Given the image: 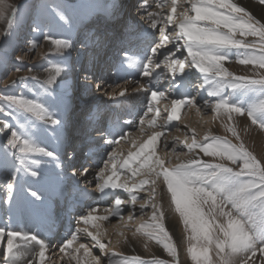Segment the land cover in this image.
Listing matches in <instances>:
<instances>
[{"label": "snow or ice", "instance_id": "obj_1", "mask_svg": "<svg viewBox=\"0 0 264 264\" xmlns=\"http://www.w3.org/2000/svg\"><path fill=\"white\" fill-rule=\"evenodd\" d=\"M258 2L264 6V0ZM152 7L149 0H135L126 13L127 20L122 18V9L115 2L106 7L104 14L121 23L122 29L114 31L107 44H102L95 34L86 36L82 47H95L96 54L89 67L82 66L79 70L82 73L80 80L68 82L58 77L70 68L69 55L75 42L70 35H54V29L63 28L65 33H70L77 21L83 23L94 14L95 6L82 3L69 9L58 0H38L31 4H9L7 0H0V21L6 25L0 32V73H8L10 60L14 59L16 65L24 64L22 56L12 54L19 48L15 34L26 21H30L32 33V38H26L27 50L36 49L42 38L55 46L58 57L57 63L43 69L47 73L45 80L19 76L4 85L5 89L14 88L37 80L41 84L42 97H36L34 93V98L30 99L23 92L0 95V137H3L0 176L5 181L0 213L8 217L9 223L21 214H29L38 222L46 223L53 219L61 201L65 204L64 210L71 213L73 205L66 194L70 186L78 191L75 199L78 205L81 198L91 195L87 186L94 180L99 193L114 195L115 199L112 207L105 210L107 215H95L96 208H90L73 217L74 230L69 222V236L59 247V251L68 257L69 264L72 261L75 264H104L106 258L115 255L108 251L111 240L106 243L101 239L107 234L106 230L101 232L96 224L92 225L96 231L80 225L119 217L124 227H131L128 221L134 219L138 198L141 201L139 212L143 215L150 207L151 214L132 236L142 232L149 240L162 245L171 260L132 256L120 264H180L177 242L165 227V213L155 201L159 189L170 198L169 207L183 223L187 233L186 253L192 264H236L237 258L239 264H255L257 253L260 264H264V158L258 159L245 146L236 128L225 125L238 143L211 133H206L203 141L198 142L195 129H189L193 138L191 143H186L188 150L199 148L212 160L196 158L170 165V160L157 152L167 126L180 120L185 105L200 111L197 102L200 89L211 98L203 100V107L211 109L216 116L221 110L228 114L229 121L233 120V114L246 116L253 125L264 130V72L259 71L264 70V22L234 0H155L159 11L150 10ZM113 43L121 46L120 67H139L142 76L148 78L147 84L132 81L138 87L129 92L127 80L124 87L112 88L97 75V58L102 52L106 54V48ZM137 43L146 46L143 58L129 54L127 45ZM232 60L251 65L254 74L237 75L229 71L225 62ZM161 66L167 77L165 72L153 77L155 69ZM33 67L29 65L28 71L31 72ZM14 70L19 73L21 67ZM195 70L202 74L203 84L195 90L196 95H192L188 74ZM165 78L171 85L167 91L162 90L159 83ZM77 83L86 91L95 89L123 108H127L135 95L143 92L149 97L146 110L139 116L138 124L132 119L122 120L116 116L104 126L93 117L81 130L82 135L75 136L66 113L70 110L69 101ZM169 93L180 98H172L170 105H165L166 117L159 125L161 130L148 134L145 124L150 128L157 127L161 115L157 105L161 98H169ZM150 113L151 118H148ZM130 126L136 127L138 134L130 131ZM49 134L55 140L52 150L41 146L43 137ZM172 139L179 142L177 137ZM121 142L130 145L126 154L120 148ZM94 146L111 148V151L106 152L103 167L95 173L93 180H89L90 167L77 166L74 161L80 154L87 155L85 150ZM163 147H168L167 139ZM172 148L175 150V143ZM125 173H128L127 178L121 182V175ZM116 189L127 193L128 199L122 200L121 194L114 191ZM145 191L147 197L139 196ZM125 205L128 206L127 219L122 214ZM82 232L90 238L92 247L77 243ZM119 235L123 241L117 240V244L129 242L123 232ZM5 237L2 264H33L36 256L39 257L37 264H45L48 245L38 233H23L0 226V242ZM30 242L39 249L32 259H28ZM93 248L100 254L93 255ZM108 264H113L111 259Z\"/></svg>", "mask_w": 264, "mask_h": 264}, {"label": "rangeland", "instance_id": "obj_2", "mask_svg": "<svg viewBox=\"0 0 264 264\" xmlns=\"http://www.w3.org/2000/svg\"><path fill=\"white\" fill-rule=\"evenodd\" d=\"M254 1L258 2V0H254ZM21 2L31 4V3L38 2V0H7V3H9V4H17V3H21ZM58 2L65 4L66 6H68L69 9L77 8L82 3L90 4V5L95 6V8H96V11L94 12V14H97L99 11V9L96 7V5L94 3V0H58ZM234 2H237V3L241 4V6L246 7L240 0H234ZM109 3H111V2H109ZM247 9L249 11H251L253 13V15H255L258 19H262V22H264V18L258 16V13H256L254 10H250L249 8H247ZM179 11H180V9H178V12ZM190 14H192V13H190ZM88 20L90 21L89 18H88ZM58 23H62V22H58ZM79 23L80 22L77 21L74 24L70 33H65V30L63 28L54 29V35L62 36L64 34H67V35H70L71 38L73 39V41L75 42L74 47L70 50V55H69L70 68L65 70V71L69 72V76L71 79L70 82L78 81L76 76H74V75H76V73H74V70H75V67L78 64V60H79L78 59L79 47L82 46V43L84 41V40H82V43L80 41L77 42V40L80 38V35L77 34V30H76V27H77V25H79ZM29 24H30V21H26L25 24L20 29L17 30V32L15 34V36L17 38L15 40V43L19 44V48L17 49V51L15 53L12 54L13 56H16V55L22 56L24 59V64L23 65H16L14 59L10 60L8 73L6 75L3 73H0V95L16 94V93L23 92L30 99L34 98L33 97L34 93H35L36 97H42L43 91L41 89V84L38 83L37 80H29L26 84L19 85V86L14 87V88L5 89L4 85L10 84V82L12 80L16 79L19 76H34L39 81H43L47 77V73L44 76V73H43L44 70L43 69L50 67V65L57 63V61H58L57 54L55 53V46L51 45L50 42H48V41H44L42 38H40V40L38 42V47L36 49H34L33 51H30V52L27 50L26 38L27 39L32 38V33H31L30 28H29ZM5 27H6L5 23L3 21H0V32L4 31ZM248 39H252V37H248ZM169 47H170V45H169ZM85 48H87V47H85ZM25 53H27V54H25ZM80 58L82 59V57H80ZM29 65L34 66L33 70L31 72L28 71ZM15 67H21V71L19 73H17L14 70ZM225 67L229 71L234 72L237 75L254 74L253 67L251 65H247V66L241 65V64L235 62V60L225 62ZM160 69H161L160 72H165V74L168 75L166 73V70L163 68V66ZM185 71L187 73L188 69L186 68ZM259 71L264 72V70H259ZM42 74H43V76H42ZM138 74H139V77L142 79V82H143L146 77L142 76V69H141L140 73H138ZM135 77H137V75H135ZM110 78L116 79L115 75L110 76ZM189 78H191V77H189ZM201 79L203 80V77ZM147 80L145 82L148 83ZM195 80L196 79H194V80L192 79L190 81V79H189V81H188L189 85L193 89L192 95H196L195 90L199 89V87H197L195 84H198V83L203 84V81L199 82V81H197L198 80L197 79L196 80L197 82H195ZM165 82L169 83L170 81L167 78L162 80V82L160 83L162 85V90L165 89L164 84H163ZM77 84H75L73 90L76 89ZM120 86H121V84H120ZM129 86H131V85H129ZM78 87H79V85L77 86V90H78ZM29 89H31V91H29ZM132 89H134V88H129V91L131 92ZM84 92H85L84 90H81L80 93L84 94ZM201 92H202V90L200 89V95L205 94L206 95L205 99H211L208 96L207 92H205V93H203V92L201 93ZM77 93H78V91H77ZM98 97H100V96H98ZM148 98H147V101H148ZM172 98L173 97L169 95V98H167V99L161 98L159 100V103L157 106L160 108H163V110L161 111V114L164 118L166 117V113L164 112V107H165V105H170V99H172ZM203 100H204V97H203V99H199L197 101L198 105L200 106L199 112H197L195 107H191L188 105L184 106V108L182 109V112L180 114L181 118L178 122V125L176 127L172 128L170 130V132L164 134V136L161 138V141L159 143L160 145L158 144V146H157V152L160 156L169 159L170 165L178 164L181 162H187V160L193 159L195 156H196V158H202L205 160H212L213 159L212 157L204 156V154L199 150V148H194L192 151L188 150V148L186 147V143H191L192 138H193V135L189 131V129H195V139L198 142L203 141V138H204L206 133H211L212 135H218L221 137H226L227 139H229L233 143H238L236 138L233 137L232 134L226 130L225 125H230V126H234L236 128V131L238 132L239 136L243 140L245 146L250 151H252L257 156L258 159L264 158V130H261L258 127V125H253L251 123V121L246 116H238L236 114H233V120L229 121L228 120V114L224 110H221L220 114L218 116H216V114H214L211 111V109L203 107ZM147 101H146V104L148 103ZM102 102L106 103V105L110 103V101L105 96H103ZM131 103L133 104L132 107H134V108H136L137 107L136 105H138V103L134 102V100H132ZM77 107L78 106L76 105V108ZM90 107H91V105H90ZM92 107H93V105H92ZM104 113H105V115L107 114V112H104ZM151 115H152V113L149 114L148 118H151ZM214 116H216L215 119H214ZM123 118H124V116L121 119H123ZM218 122H220V124L223 125L224 128H221L219 126ZM158 125L159 124L157 123L156 128H150L147 124H145V126H144L145 131L148 134H151L152 131H159L160 128H158ZM180 125H184V127H186V128H183V127L178 128ZM189 127H191V128H189ZM134 132H136V134H138L137 128H134ZM169 137H177L178 138L179 142H176V141L174 142L175 143V150H173V148H172L173 143L168 144L167 148H162L163 147V144H162L163 140H165L166 138L169 139ZM143 138H146V136ZM2 142H3V137H0V143H2ZM121 144H122V142H121ZM41 146H45L48 149L50 146L55 147V142H54V140L50 134L43 137V143ZM129 147H130V145L128 143H124V144L120 145V148H122L125 151V154H126L127 149ZM108 151H111V148L108 149ZM94 155H97V152ZM95 158H100V159H98L99 162L97 164H95V166L89 165L90 168L94 167L93 168L94 171H92L91 180H93V176L99 170V168L103 167L104 161L107 159L106 154L104 156H102V158H101V156H95ZM217 162H220V161L217 160ZM224 162L229 163L227 161H224ZM127 175H128V173L121 175V182H123L127 178ZM136 179H139V177H137ZM4 183H5V181H4L3 177L0 176V198H2L4 195V191H3ZM93 184H95L94 180H93V183L90 185H93ZM90 185L87 186L89 190L93 189V186H90ZM95 187H96V185H95ZM147 187L148 186H146V188ZM114 191L118 194H121L122 200L128 199V194L122 192V190L116 189ZM147 195H148L147 191L139 193V196H141V197H147ZM112 196L113 195H110V204H113V201H114L113 198L115 199V196H113V197ZM155 201L160 204L162 210L165 213V220H164L165 227L168 229V231L172 235L173 240L177 242V246L179 249L180 264H192L190 257L187 256V253H186L187 233L184 230V226H183L182 221L179 220L178 214L174 212L173 208L169 207L170 198L164 196V194L162 192H160V190L158 189L156 197H155ZM140 202L141 201L138 198L137 205H136L137 211H136L135 216H134V219H138L137 223L139 221L140 222L142 221V223L145 221H148L150 218V214H151V208L150 207L144 212L143 215L139 212L138 207H139ZM61 205H62V207L65 208L64 202ZM126 206H122V207L126 209ZM80 208H83V207L77 206L76 207L77 211L74 209L73 213H75V214H72V215L76 216L81 211ZM58 209H59V205L56 207L55 212H57ZM124 214L127 217L128 216V210H125ZM72 219H73V217H72ZM134 219L131 221H128V222L133 223ZM7 220H8V218L6 216H4L2 213H0V226L5 225V227L8 228L9 230H17V229H15V227L12 226L13 221L11 223H7ZM57 224H58V225H56L57 228L55 227V229L59 230V231L54 230V233L51 235V238H50V241L52 242V249H55L57 246H60L62 244L61 241H57L58 239L64 241L65 238L69 236V228L67 231L68 235L66 234L65 238L63 236H60L63 234L62 233L63 231H61V230H64V228H66V224H67L66 217L63 216L62 218L58 219ZM93 224H96V225L99 224L100 226H102V227H100L101 232H104L106 230L107 234L102 236V238H101L102 240H104L106 243L108 242V240H111V244L108 245V251L110 254L114 252L115 255H110L109 258L104 260L105 262H107L109 259H111L113 264H120V262L124 261L125 258L132 257V256H140L146 260L151 259L153 257H158V258L163 259L165 261L171 260V257H169L168 254L164 251L162 245L158 244L155 240H149L146 236L143 235L142 232H140L138 234H140L141 237L146 238L147 244L148 245L150 244V247L151 248L153 247V250L149 251L148 249L144 248L145 251L143 249H141L139 253L128 252L126 250H122V251L117 250L116 248L118 246H120V249H121V247H123L124 243L123 242H121L119 244L116 243V240H119V239L121 241H123V238L119 234L114 233L115 234L114 235L112 233L115 230L117 231V229H118L117 227H115L116 224L115 225L112 224L113 228H112V231L110 230L111 233L109 231H107V228L109 226H105V228L103 229L104 226L102 225L101 220L99 222L95 221ZM36 225H37L36 227L39 228V222L37 220H36ZM71 227L73 230L75 229V227H76L75 220H72ZM80 227L81 228L88 227L91 231L97 230L96 228L92 227L91 224H87V225L82 224V225H80ZM137 227L135 226V224H134V226H131L130 230H129L130 231L129 235H127V233H126L125 236H128V239H130L132 236V232L135 231V229ZM40 229L43 230V228H40ZM79 238H81V240H79L80 243H86L89 245V247H92V243L90 242V238H88L86 236V233H83V232L80 233ZM17 242L22 243V241H17ZM3 246L6 247V242L4 243ZM154 247H155V249H154ZM93 250L95 251L94 255L100 254L98 249L93 248ZM56 251H58V248L56 249ZM259 257H260V254L257 253V256L255 258V264H260ZM38 260H39V257L37 258L36 264H37ZM62 260H61V262H62ZM65 261L66 260H64L63 264H65ZM61 262L57 263V261L55 260V257L52 260L47 259V257L45 259V264H62ZM236 264H239V258H237Z\"/></svg>", "mask_w": 264, "mask_h": 264}, {"label": "bare ground", "instance_id": "obj_3", "mask_svg": "<svg viewBox=\"0 0 264 264\" xmlns=\"http://www.w3.org/2000/svg\"><path fill=\"white\" fill-rule=\"evenodd\" d=\"M240 1L247 8H249L250 10H254L256 13H258V16L264 18V6H261L259 4V2H256L254 0H240ZM109 2H110L109 0H94V3L96 5V7L99 9V11H98L97 14L91 15L89 17V19L90 20H93V19H96V18H98V19L95 20L96 21L95 23L90 24L89 26L88 25L85 26V30L83 29L84 31L82 32V35H81V41L79 40L81 43H82V40H84L86 36H91L92 34H95V36H98L99 34L96 33L95 31L98 30V32H102L103 30H105V27H110L109 32H111V36L113 35L114 31H118V29H117L118 25L116 23L117 20L116 19H110L109 17H107L104 14V9L106 7H108V6H110L111 3H112V2L111 3H109ZM149 3H151L153 5V7L150 10L159 11L155 7V0H149ZM133 14H134V12H133ZM81 26H83V25H81ZM95 26L98 27L96 30H95V28H96ZM91 30H93V31H91ZM107 36L108 35H104V39H106ZM105 41L102 40L101 43L105 44ZM111 45L113 47L115 45V43H113ZM118 46H120V45H118ZM127 48H128L129 54L132 55V56H135V57L143 58V56L146 54V46L143 45V44L137 43V44H133V45H127ZM87 49L88 48H85V47H82V46L79 47L78 59L83 61L87 57V56H84V52ZM88 50H90V49H88ZM106 53H108V56H109V60L106 63L108 65H110V66L115 68L114 74H115V78L116 79H114V78L111 79L108 76L109 73L103 74L104 76L103 75H101V76L103 77V79L105 81H107V83L112 88H116V86L120 85V84H121V87H124L125 86V80L128 81L127 87L129 85H131V86L128 87V90H129V88L138 87V85H136L135 83H132V81H136V79L139 80L141 83H144V84L147 83V82H145L148 79L147 77L145 78V80L143 82H142V79L139 77L138 73H140V71H141V69L139 67L133 66V67H130V68L122 69L120 67L121 63H119L120 60H121V55L117 54V51H114V50H109ZM80 57H82V59ZM110 58H112V59H110ZM82 64H84V62L80 63L79 60H78V64L76 65V68L80 69V66H82ZM107 64H105V65H107ZM98 66L102 67V65H100V64H98ZM103 67H105V66L103 65ZM103 69L100 70V71H103ZM160 70L161 69H155V71L153 72V77H155L156 73H159ZM43 73H44V76H45L46 72L44 71ZM191 74L193 75L192 76L193 79H196V80L198 79L197 81H199V82L203 81L201 79L202 78V74H200L198 72V70H195V71L191 72ZM135 75H137V77H135ZM177 75H179V74H177ZM42 76H43V74H42ZM166 77H167V75H166ZM61 78L63 80H65V81H68V82H70V80H71L68 71L62 72L60 77H58V79H61ZM127 78H130V80H128ZM196 80H195V82H197ZM161 82H162V80L159 83H161ZM163 84H164V87H165V89H163V90L167 91L170 88V82L169 83L165 82ZM195 85L197 87H199L201 84L198 83V84H195ZM201 90H202L203 93L206 92L204 89H201ZM75 94H78V93L76 92ZM79 95H81L80 102H82V104L78 105V107H80V111L77 113V109L78 108H76V105L71 107V109L73 111V115H74L72 124L76 125V126H73V129L72 128L71 129H72L73 135H75V136H79V134H82L81 130L84 129V128H82V125H81V120H82L81 117L83 115H90L91 118L94 117L96 120L99 121L100 125H103V123H105V120H106L104 118V115H105L104 112H108L107 113V120H108V118H110V121H109L108 124H110L114 120V118L116 116H120V118H122L124 116V118L122 120L132 119V120L136 121V123L138 124L139 116L142 115L144 110H146V105H147L146 101H147V98H148V96L145 93H143V92L138 93L132 99V100H134V102L138 103V105H136L137 106L136 108L132 107L133 106L132 103H129L127 105V108H122L119 105H114L110 100H109L110 103L106 105V103L102 102V99L100 97H98V96H101V94L97 93V92L93 93L92 94L93 96L91 94H85V92H84V94L79 92ZM169 95L172 96L173 98H180V97L174 95L173 93H169ZM202 96L204 97V99L206 98L205 94L200 95V97H202ZM200 97L197 98V101L200 99ZM92 104H93L94 108L92 109L91 114H90V111L88 112V105H92ZM160 109H161V111L163 110V108H160ZM181 112H182V110H181ZM121 115H122V117H121ZM178 122H179V120L171 122V124H169L167 126V130L165 131L164 134L170 132V130L172 128L176 127L178 125ZM157 123L159 125L164 123V117L162 116V114L158 118ZM108 124H105L104 126H106ZM218 124H219V126L221 128H224V126L221 125L220 122H218ZM159 125H158V128H160ZM70 127H72V126H70ZM74 127H76V128H74ZM181 127L186 128V127H184V125H180L178 128H181ZM134 128H136V127L130 126V131H132L133 133L136 134V132H134ZM189 128H191V127H189ZM160 130L161 129H159V131ZM172 138L173 137H169V139L166 138L168 144H172V143L175 142V141H173ZM54 142H55V140H54ZM163 142H164V140H163ZM163 142H162V144H163ZM100 143L102 144L103 142L101 141ZM122 144H124V142H122ZM53 148H54V146H50L49 150H52ZM162 148H164V147H162ZM108 149H110V148L101 147V146H99V147L98 146H94V150H92V151L85 150V151H87L88 154L87 155H83V154L79 155V156H83V159H81V161H83V162L80 164V162L77 161L76 162L77 166L82 165V164L85 165V166L87 165L88 167H89V165H94L95 166V164H97L99 162L98 159H100V158H95V156H101V158H102V156H104L106 154ZM96 152H97V155H94V154H96ZM193 159H196V156ZM93 168L92 167L90 168L91 169V173H92V171H94ZM91 176H92V174L89 175V177H88L89 180H91ZM90 186H93V189L89 190L91 195L81 198L78 205L75 203V199H76V196L78 194L77 189L69 188L67 190L66 194L68 195L69 202L72 203V205H73L71 213L66 212L64 210V207H62V205H61V204H63V201H61L59 203V209H58L57 212H55L53 219L51 221L46 222V223H40L39 222V228L36 227L37 226L36 225V220L29 214H21V215H19L16 219L13 220L12 226L15 227V229H17L18 231H21L23 233H38L39 237L41 239H43L45 241V243L48 245V249L46 251L47 259L52 260L55 257V260L57 261V263H60L61 260H62L61 257H63V260H62L61 263L63 264L64 260H66L65 264H69L68 257L65 256L63 253H61L59 251V247L60 246H57L55 249H52V242L50 241L51 235L54 233V230H56L55 227L57 228L56 225H58L57 224L58 219L62 218L63 216L66 217V221H67L66 228H65L64 231L62 230L63 234L60 235V236H63L65 238L66 234L68 235L67 231H68V228H69V222L70 221L72 222V220H74V218L72 219V217H74L75 215L73 216L72 214H75V213H73V211H74V209L76 210L77 206H79V207L82 206L83 207V208H80L81 211L77 215L81 214L82 212H86L90 208H96V212L94 214L98 215V216H104V215H107V212L105 210L106 209H110L112 207V205H113V204H110V195L105 196V195H102L101 193H99L96 190L95 184L90 185ZM106 191H108V190L106 189ZM113 200H114V198H113ZM125 210H128V206H126V209L123 208V211H122L123 216L125 217V219H127V217L124 214ZM97 221L99 222L100 220H97ZM137 221H138V219H134L133 223L128 222V224L129 225L131 224L130 226H134V224H135L136 227L138 225L140 226L142 221L141 222L139 221L138 223H137ZM94 222L95 221H92L89 224L93 225ZM7 223H9L8 220H7ZM101 223L104 226L103 229L105 228V226H109L107 228V231H109L110 233H111L112 228H113L112 224L113 225L116 224L115 227H117L118 229L116 228L117 231L115 230L114 232H112L113 234L114 233L115 234L116 233L119 234V232H123L124 234L127 233V235H129L130 227H125L124 228L123 221H120L119 217H109L108 220L101 221ZM100 227H102V226H100ZM40 228H43V230H41ZM5 239H6V237L3 239L2 242H0V264H2V260H3L2 251H3V247H4L3 245L6 242ZM79 240H81V238L78 239L77 243H80ZM57 241H61V243H63V240H59L58 239ZM128 241L129 242L127 244L126 243L123 244V247H121V249H120V246H118L116 249L117 250H121V251L122 250H126L128 252H135V253H139L141 249H143L145 251L144 248H146L145 244H147V241H146V238L145 237H141L140 234L137 233V235L135 237L131 236V238L128 239ZM28 247L31 250V254L28 256V259H32L33 256H35V254L38 252L39 249H38V246H36L34 244V242H30ZM57 248H58V251H56ZM146 249H148L150 251V250H153V247L151 248L150 244L149 245L147 244V248ZM154 249H155V247H154ZM82 252H83V250H81V255H82ZM94 252L95 251L93 250V255H94ZM37 258H38V256H36V258L33 260V264H36ZM89 259H91V257H89ZM72 263L75 264V261H72L71 264ZM104 264H108V261L107 262L104 261Z\"/></svg>", "mask_w": 264, "mask_h": 264}]
</instances>
